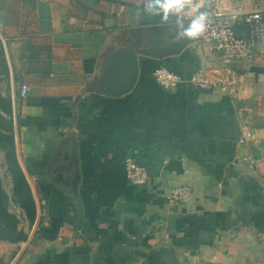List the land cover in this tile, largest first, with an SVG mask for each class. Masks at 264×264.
Here are the masks:
<instances>
[{
  "label": "crops",
  "instance_id": "0c3cea01",
  "mask_svg": "<svg viewBox=\"0 0 264 264\" xmlns=\"http://www.w3.org/2000/svg\"><path fill=\"white\" fill-rule=\"evenodd\" d=\"M255 1L264 17V0L218 5L244 12ZM143 3L0 0V93L36 204L34 220L18 224L27 238L0 240V264H264V35L251 61L226 65L225 86L188 83L223 65L195 38L176 53H137L133 87L100 92L109 54L141 48L160 25L168 35L159 17L135 15ZM160 65L180 77L176 87L155 80ZM127 156L146 181L127 179ZM177 185L192 197L169 202Z\"/></svg>",
  "mask_w": 264,
  "mask_h": 264
},
{
  "label": "built area",
  "instance_id": "2783aa9c",
  "mask_svg": "<svg viewBox=\"0 0 264 264\" xmlns=\"http://www.w3.org/2000/svg\"><path fill=\"white\" fill-rule=\"evenodd\" d=\"M219 0H208L210 22L199 40L214 53V58H220L223 65H216L217 72L213 77H205L199 71L193 72L187 79L193 87L225 86L227 83L224 70L226 65L249 62L253 59L257 42L264 35V17L258 2H254L249 11H227L218 5ZM190 17L185 19L186 22ZM225 64V65H224ZM224 66V67H223ZM155 80L165 89H172L180 82V77L165 66L154 69ZM28 85L22 84L20 95L28 91ZM249 132L242 130L240 142L247 140ZM246 161L256 164V158L250 154ZM127 179L132 183H143L148 178L144 166L132 156L124 159ZM193 191L189 185L171 186L168 190V201L182 203L192 197Z\"/></svg>",
  "mask_w": 264,
  "mask_h": 264
},
{
  "label": "trees",
  "instance_id": "16d2710c",
  "mask_svg": "<svg viewBox=\"0 0 264 264\" xmlns=\"http://www.w3.org/2000/svg\"><path fill=\"white\" fill-rule=\"evenodd\" d=\"M8 75V65L4 54L0 53V79ZM12 103L9 95L0 93V147L4 150L5 162L13 179V192L18 204L25 210L30 221L36 215V204L31 187L16 155L11 119ZM10 122V123H9ZM6 123H9L5 125ZM19 218L9 209V194L2 185L0 176V240L16 242L25 240L27 233L19 227Z\"/></svg>",
  "mask_w": 264,
  "mask_h": 264
},
{
  "label": "water",
  "instance_id": "95a60500",
  "mask_svg": "<svg viewBox=\"0 0 264 264\" xmlns=\"http://www.w3.org/2000/svg\"><path fill=\"white\" fill-rule=\"evenodd\" d=\"M157 29L159 31L153 33L152 37L144 39L141 48L126 49L120 47L106 57L99 69L100 76L96 87L98 91L110 95H119L130 90L138 74L137 53L160 57L178 52L193 39L186 38L179 42H169V39L164 38L163 34L160 33L163 30L162 25L158 26ZM78 179L79 172L75 171V181H78Z\"/></svg>",
  "mask_w": 264,
  "mask_h": 264
},
{
  "label": "clouds",
  "instance_id": "9594fccd",
  "mask_svg": "<svg viewBox=\"0 0 264 264\" xmlns=\"http://www.w3.org/2000/svg\"><path fill=\"white\" fill-rule=\"evenodd\" d=\"M159 17L162 24H169V42L186 38H198L206 31L210 22L208 0H144L143 7L135 15ZM190 17L187 24L185 19Z\"/></svg>",
  "mask_w": 264,
  "mask_h": 264
},
{
  "label": "rangeland",
  "instance_id": "374dc122",
  "mask_svg": "<svg viewBox=\"0 0 264 264\" xmlns=\"http://www.w3.org/2000/svg\"><path fill=\"white\" fill-rule=\"evenodd\" d=\"M2 51H3V45L0 42V53ZM1 80H3V82H1ZM2 84L6 85V79H2V78L0 79V88L2 87L1 86ZM7 124L8 123H6L5 125ZM2 153H4V150L0 147V176L2 180V185L9 194V209L13 211L14 213H16V215L19 217V222H21L22 220H25L27 218V215H26L25 210L16 201V198L13 192V179L7 168L6 162L3 161ZM5 264L7 263L5 262Z\"/></svg>",
  "mask_w": 264,
  "mask_h": 264
}]
</instances>
